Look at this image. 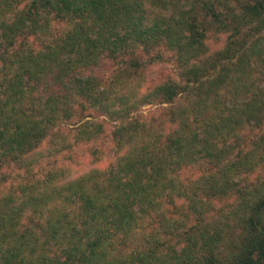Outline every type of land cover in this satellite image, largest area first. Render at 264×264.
<instances>
[{"label":"trees","instance_id":"obj_1","mask_svg":"<svg viewBox=\"0 0 264 264\" xmlns=\"http://www.w3.org/2000/svg\"><path fill=\"white\" fill-rule=\"evenodd\" d=\"M0 264H264V0H0Z\"/></svg>","mask_w":264,"mask_h":264},{"label":"rangeland","instance_id":"obj_2","mask_svg":"<svg viewBox=\"0 0 264 264\" xmlns=\"http://www.w3.org/2000/svg\"><path fill=\"white\" fill-rule=\"evenodd\" d=\"M168 70L169 69H167L166 71H168ZM110 71H111V69H110ZM102 74L104 77H106V75H109V71L107 72V74H104V73H102ZM157 108H159V107H155L153 105H143L139 109V114L143 119H151L152 116L158 117V115H159L158 111L159 110ZM89 111L90 110L84 109L83 111H80L79 113H77L76 117H78V118L76 121H79L78 123L83 122L85 120H91V122L98 121L102 124V126L104 127V130H106V132L108 134H110V131L114 125L113 124L114 121H111L109 118H107L103 115L101 116V115L89 114ZM154 123H156V122H154ZM72 126H73V124L71 122H67L66 124L64 123L59 128H57L58 135L60 137L65 135V137L67 138L68 135H70L69 130ZM83 150H85V145H80V144L74 145L70 150L67 149L68 153L70 155H72V159L68 158L66 156V154L59 153L56 157V160H54V161H52V159H53L52 156L50 157V161H48V162H46V160H44V159H41V161H40L41 165L38 167L36 166L35 168L36 169L40 168V167L46 168L50 164L53 163V165H55V166L64 168V170H66L67 173L69 171L70 173L67 174V177L72 178L75 175H79L80 173L85 172L90 167L104 166L114 156L113 149H109V142H107V144L104 147L101 145L99 150L96 151V154H94V153L91 154L88 152L85 153V152H83ZM2 169H3V172H5V176L7 175L6 181L4 183L5 185L11 183L13 177H15V176L18 177L19 175H22V173H23L22 168H17L13 165L5 166ZM40 169H42V168H40ZM2 181H4V178H2Z\"/></svg>","mask_w":264,"mask_h":264}]
</instances>
